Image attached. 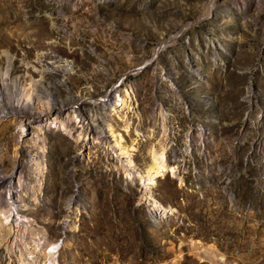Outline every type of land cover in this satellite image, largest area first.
<instances>
[{
    "label": "rangeland",
    "instance_id": "rangeland-1",
    "mask_svg": "<svg viewBox=\"0 0 264 264\" xmlns=\"http://www.w3.org/2000/svg\"><path fill=\"white\" fill-rule=\"evenodd\" d=\"M41 81L68 124L0 113V264H264V0H0V108Z\"/></svg>",
    "mask_w": 264,
    "mask_h": 264
},
{
    "label": "bare ground",
    "instance_id": "bare-ground-1",
    "mask_svg": "<svg viewBox=\"0 0 264 264\" xmlns=\"http://www.w3.org/2000/svg\"><path fill=\"white\" fill-rule=\"evenodd\" d=\"M37 84V83H35ZM45 83L43 81L39 82L36 85L35 90H26L25 93L22 92L23 88L20 85V87L15 85L11 90L13 92H19L22 93L19 95L20 97L17 99V103L12 102L11 100L6 101L5 108H0V113L4 114L5 110H8L12 108L14 111L18 112L20 114V121L21 125L26 126L28 123H35L38 124L43 130L48 128V123L50 119L53 121L55 120H61L63 123L68 124V120L64 121L65 117V110L63 104H61L57 99H55L50 93L51 91H48L45 93ZM32 89V88H31ZM34 91H38V93H35ZM47 91V90H46ZM70 103V102H67ZM66 104V103H65ZM111 105V99H108L104 104H102V107H104L103 111L94 117H91L89 121H86L84 119V116L82 112L79 110H76L78 112V117H80V121L83 125L87 122V126L85 124V127L90 126L93 128V132H101L102 131V124H104L105 119L108 117L107 108ZM78 109V108H77ZM9 112V111H8ZM90 128V129H91ZM108 133V132H107ZM111 134V133H110ZM107 135L104 136L106 138ZM155 157V165L150 169L152 172L148 175L146 179L152 180L156 178L159 175H163V171L169 170V166L164 162V154H154ZM157 211V210H156ZM158 212V211H157Z\"/></svg>",
    "mask_w": 264,
    "mask_h": 264
}]
</instances>
